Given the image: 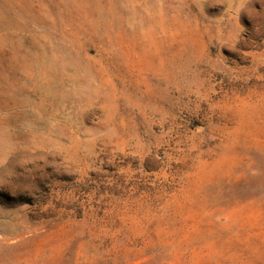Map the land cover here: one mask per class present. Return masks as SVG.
Instances as JSON below:
<instances>
[{"label":"rangeland","instance_id":"374dc122","mask_svg":"<svg viewBox=\"0 0 264 264\" xmlns=\"http://www.w3.org/2000/svg\"><path fill=\"white\" fill-rule=\"evenodd\" d=\"M0 264H264V0H0Z\"/></svg>","mask_w":264,"mask_h":264}]
</instances>
